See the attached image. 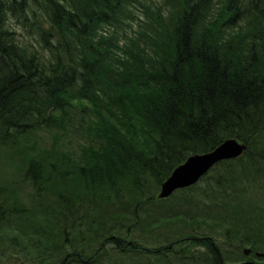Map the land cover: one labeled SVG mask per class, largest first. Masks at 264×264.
<instances>
[{
    "label": "trees",
    "instance_id": "1",
    "mask_svg": "<svg viewBox=\"0 0 264 264\" xmlns=\"http://www.w3.org/2000/svg\"><path fill=\"white\" fill-rule=\"evenodd\" d=\"M166 3L171 22L151 41L152 61L105 84L93 40L102 27L136 23L146 0H0V151L62 128L77 101L103 120L85 129L96 139L81 158L25 146L20 161L5 162L22 179L0 170V228L31 219L27 241L61 264H231L243 254L230 258L231 243L262 249L249 211L226 199L264 195V0ZM232 137L243 154L158 196L177 165ZM181 198L197 210L179 209ZM35 208L52 217L49 230L35 226Z\"/></svg>",
    "mask_w": 264,
    "mask_h": 264
},
{
    "label": "rangeland",
    "instance_id": "2",
    "mask_svg": "<svg viewBox=\"0 0 264 264\" xmlns=\"http://www.w3.org/2000/svg\"><path fill=\"white\" fill-rule=\"evenodd\" d=\"M166 2L167 0H146V15L139 12L136 23L131 21L128 23V26L101 28L98 36L93 40V42L95 43L94 45L96 47L98 62L103 61L100 64V73L103 77L108 78L102 79L105 84H108L109 80L122 78L124 75L130 77L132 75L131 71H133L134 67L141 65L140 61H145V65H143L144 67H147L146 64L152 61V58L155 55H153V52L150 51V47L152 45L151 41H155L158 37H160L159 32H162L164 28L168 29V25L171 22L169 21V18L172 9ZM215 7L216 6H214V9ZM219 7L220 6H218L215 11H217ZM140 10H144V8H140ZM212 17L218 18V13ZM31 29L34 30L33 28ZM239 30L240 28L234 27L232 32L235 34L236 43L241 45L242 43L236 40V38L239 37V34H241L238 32ZM20 31L25 34L27 41L31 39L33 32L29 30ZM236 43L233 45L235 48H237ZM239 48L240 46L238 49ZM146 49L148 54L146 53ZM110 69H114L112 74ZM86 103L87 101L85 100L75 102V108L69 115L68 120L65 121V125L62 126V128L56 127L51 130H38L37 132L31 134L27 142L25 141V137L21 138L20 143L22 145H18V142H16L11 146L5 147L6 149H2L4 151H0V170L8 171L9 177H12L14 180L22 179L24 175L22 170L20 172L15 171V166L10 167V164L5 162L11 160L20 161L21 157L29 152L26 147H28L30 151H33L34 149H48L53 145H57V147L64 151V153L73 157L81 158L84 150L94 145L93 142L96 139L92 133H89L85 129L88 128L89 123L94 126H100L103 121L97 122L96 115L92 113L89 106H85ZM106 117H108V115ZM110 119L112 123H116L114 118ZM122 129L125 130L124 127H122ZM24 187L26 188L27 194L31 192L29 191L31 190L29 188L30 185H25ZM230 199L231 198L226 199V203L231 202V204L236 205L237 207L235 210H239L241 214L244 212L243 210L249 211L246 216L248 217L246 222L251 223L249 221H253L251 223L252 228L262 234L261 236H258V243L262 246V249L253 250L251 247L245 246L243 248V252H237L238 249H241L240 246L235 243H231L229 247L224 248L225 251L228 248V255L230 258L235 257L237 259H239L237 255L243 253L240 256V261L238 262L245 260L257 261L255 264L264 263V256H261V259L258 260L254 253H264V195L257 191H251L238 202L234 201V198ZM24 200L28 208L35 207L34 203L30 200L26 198ZM180 208L195 212L198 208V204L187 202L181 198L179 209ZM201 208H203L202 205ZM257 214L261 216L260 223L251 218ZM33 218L36 220L35 226H37L38 229H42L41 225H44L45 230H49L52 226L50 222L53 220L52 217L49 215L47 217L49 220L44 218V215H40L37 208L34 210ZM30 221L32 220H23L19 215L15 216L11 223L3 224L1 226L0 264H61L62 257H57L54 253H51L50 257L46 256V253H44L39 247L30 244L27 241L25 236L26 232H33V222L31 223ZM150 243H152L153 246L149 243L148 245L152 247H161L164 244V242H157L154 240ZM110 249L113 248L110 247ZM245 249H251L252 252L246 254ZM148 257L153 260L152 255ZM134 258L136 262L135 264H142L144 261V259H140L138 257ZM149 258H147V260ZM152 264H154V262H152Z\"/></svg>",
    "mask_w": 264,
    "mask_h": 264
},
{
    "label": "water",
    "instance_id": "3",
    "mask_svg": "<svg viewBox=\"0 0 264 264\" xmlns=\"http://www.w3.org/2000/svg\"><path fill=\"white\" fill-rule=\"evenodd\" d=\"M245 148V143H240L236 138H229L211 151L189 156L185 162L175 167L168 178L161 184L159 197L166 198L177 189L197 183L215 163L222 159L237 157L242 154ZM250 252L251 249H245L246 254ZM257 255L264 256V253L258 252ZM237 264L255 263L245 261Z\"/></svg>",
    "mask_w": 264,
    "mask_h": 264
},
{
    "label": "bare ground",
    "instance_id": "4",
    "mask_svg": "<svg viewBox=\"0 0 264 264\" xmlns=\"http://www.w3.org/2000/svg\"><path fill=\"white\" fill-rule=\"evenodd\" d=\"M10 18L12 19V15H10ZM50 129H48V130H51V129H54V128H56V126H52V127H49ZM73 157V156H72ZM74 158H79V157H74ZM164 182V181H163Z\"/></svg>",
    "mask_w": 264,
    "mask_h": 264
}]
</instances>
